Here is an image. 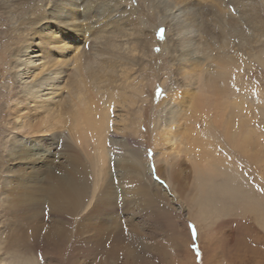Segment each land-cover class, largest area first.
Returning <instances> with one entry per match:
<instances>
[{
    "label": "bare ground",
    "instance_id": "6f19581e",
    "mask_svg": "<svg viewBox=\"0 0 264 264\" xmlns=\"http://www.w3.org/2000/svg\"><path fill=\"white\" fill-rule=\"evenodd\" d=\"M127 1L0 0L1 31L9 21L29 27L20 45L2 52L14 59L9 67L20 90L10 111L1 109L14 123L0 199V263L38 264L41 253L54 264H84L100 254L140 258L135 220L145 216L144 202L154 207L146 219L154 218L159 188L143 156L141 119L126 122L132 118L120 113L135 103L129 65L149 45L140 35L130 43L127 28L115 27L131 13ZM129 1H137L130 8L140 19L155 23V15L173 31L171 54L186 97L174 92L153 126L169 182L170 168L179 169L172 159L183 156L198 192L196 219L244 211L248 201L264 228L250 182L219 152L225 140L249 153L256 136L252 93L241 75L253 60L264 66V0ZM124 211L130 218L119 216Z\"/></svg>",
    "mask_w": 264,
    "mask_h": 264
},
{
    "label": "rangeland",
    "instance_id": "374dc122",
    "mask_svg": "<svg viewBox=\"0 0 264 264\" xmlns=\"http://www.w3.org/2000/svg\"><path fill=\"white\" fill-rule=\"evenodd\" d=\"M136 2L132 3L128 0L127 5L131 13H126L122 20L114 21L115 27L122 30L127 28L126 33L132 34V36L127 34L125 37L130 43L138 35L144 42L149 41L144 51L138 48L135 61L137 65H129V71L126 74L130 84L127 92L129 91L128 94L134 97L135 103L128 108H122L120 113L122 116L127 114V118H132L125 120L126 122L141 119L139 126L145 136L143 156L147 158L149 174L158 184L157 189L159 188V191H155L157 214L153 219L147 220L146 211H151L154 207L144 202L145 216L135 220L138 222V232H132L138 234L137 241L142 247L134 251L137 250L140 258L120 254L119 259H114L100 254L99 257L87 258L84 264H264V228L249 209L253 206L248 204V201H245V204L242 203L244 211L234 208L231 211L220 212L209 218L198 220L194 217L199 215V207L195 204L198 192L194 183V173L190 163L183 156L172 159L179 163L177 166L179 169L170 168L171 183L168 180V169L163 161L161 148L154 146L153 138L156 136V130L153 126L158 115L161 114L164 120L163 110L167 106L166 103L170 100L172 102L170 97L175 96L174 92L179 94L176 97L179 99L183 97L181 95H185V86L182 73H178L176 61L171 54L173 31H170L166 24L163 26L159 24L163 22L157 20L155 15L152 17L155 20L154 23L147 16L140 19L138 11L132 13L130 6L131 4L134 7L138 6ZM7 26L8 31L0 30V69L4 73V76L0 78V113L1 109L3 112L10 111V108L16 104L15 95L20 90L15 80L14 69L9 67L10 61L14 59L7 56L8 52L6 55L2 52L10 45L12 47L20 45L19 34L29 28L26 23L17 26L12 21H9ZM165 31L168 34L166 37ZM241 79L242 83L247 84L250 94L252 93L251 101L255 109L249 112V116L251 125L256 130V136L249 153L230 147L225 140L220 143L219 152L224 156L225 162L235 166L239 174L248 183L250 182L260 210L257 214L259 217H264V66L253 60L249 70L246 69V72L241 75ZM154 81L156 82L153 83ZM174 89L175 91H172ZM187 104H190L189 100ZM3 112L0 114V199L5 185L6 168L4 167L10 164L6 152L12 136L10 127L14 123V119L10 117L11 114L4 116L6 114ZM181 117L184 126L190 123L191 116L188 111L185 117ZM118 119L121 117L119 116ZM199 121L198 124L196 123L197 126L204 127L203 119L200 118ZM208 125L210 126L209 123ZM168 148L170 150L171 146H166L165 149L168 151ZM2 210V201H0V220ZM119 216L127 219L131 214L130 211H124ZM126 234L130 235L131 230L127 228ZM107 247L110 248L111 244ZM2 250L0 253L3 252ZM37 251L39 256L40 248ZM81 260L84 259L81 258ZM0 264H6V262ZM38 264H54V261L41 253Z\"/></svg>",
    "mask_w": 264,
    "mask_h": 264
}]
</instances>
